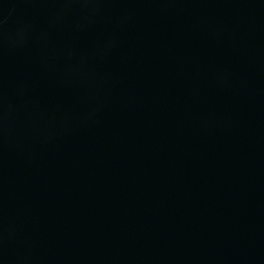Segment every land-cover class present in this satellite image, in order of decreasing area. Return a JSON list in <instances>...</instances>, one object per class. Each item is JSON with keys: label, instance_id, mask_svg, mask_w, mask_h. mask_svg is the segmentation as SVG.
<instances>
[{"label": "water", "instance_id": "obj_1", "mask_svg": "<svg viewBox=\"0 0 264 264\" xmlns=\"http://www.w3.org/2000/svg\"><path fill=\"white\" fill-rule=\"evenodd\" d=\"M0 264H264V0H0Z\"/></svg>", "mask_w": 264, "mask_h": 264}]
</instances>
